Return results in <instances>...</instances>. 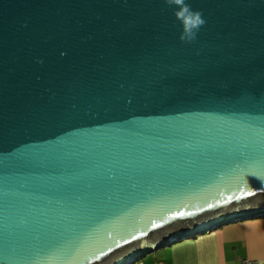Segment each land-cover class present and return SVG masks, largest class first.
Returning a JSON list of instances; mask_svg holds the SVG:
<instances>
[{"label":"water","instance_id":"1","mask_svg":"<svg viewBox=\"0 0 264 264\" xmlns=\"http://www.w3.org/2000/svg\"><path fill=\"white\" fill-rule=\"evenodd\" d=\"M0 0V264H131L264 216V0Z\"/></svg>","mask_w":264,"mask_h":264},{"label":"crops","instance_id":"2","mask_svg":"<svg viewBox=\"0 0 264 264\" xmlns=\"http://www.w3.org/2000/svg\"><path fill=\"white\" fill-rule=\"evenodd\" d=\"M264 264V216L229 222L160 247L131 264Z\"/></svg>","mask_w":264,"mask_h":264},{"label":"clouds","instance_id":"3","mask_svg":"<svg viewBox=\"0 0 264 264\" xmlns=\"http://www.w3.org/2000/svg\"><path fill=\"white\" fill-rule=\"evenodd\" d=\"M163 3L172 8L174 17L181 24L179 39L184 43L195 41L201 27L206 24L202 10H194L187 0H163Z\"/></svg>","mask_w":264,"mask_h":264},{"label":"built area","instance_id":"4","mask_svg":"<svg viewBox=\"0 0 264 264\" xmlns=\"http://www.w3.org/2000/svg\"><path fill=\"white\" fill-rule=\"evenodd\" d=\"M241 264H253V261L248 258H244L241 260Z\"/></svg>","mask_w":264,"mask_h":264},{"label":"rangeland","instance_id":"5","mask_svg":"<svg viewBox=\"0 0 264 264\" xmlns=\"http://www.w3.org/2000/svg\"><path fill=\"white\" fill-rule=\"evenodd\" d=\"M151 253H152V252H149V253H147V255H148V254L150 255Z\"/></svg>","mask_w":264,"mask_h":264}]
</instances>
